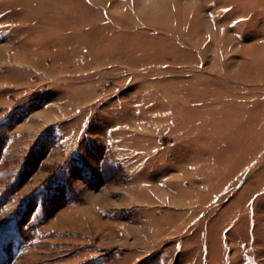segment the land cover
Listing matches in <instances>:
<instances>
[{
	"label": "rangeland",
	"instance_id": "rangeland-1",
	"mask_svg": "<svg viewBox=\"0 0 264 264\" xmlns=\"http://www.w3.org/2000/svg\"><path fill=\"white\" fill-rule=\"evenodd\" d=\"M0 264H264V0H0Z\"/></svg>",
	"mask_w": 264,
	"mask_h": 264
}]
</instances>
